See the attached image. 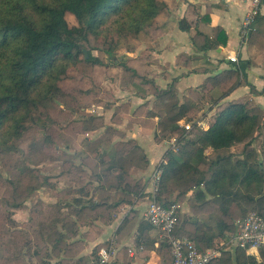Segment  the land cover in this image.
Masks as SVG:
<instances>
[{"label":"rangeland","instance_id":"1","mask_svg":"<svg viewBox=\"0 0 264 264\" xmlns=\"http://www.w3.org/2000/svg\"><path fill=\"white\" fill-rule=\"evenodd\" d=\"M66 17L70 26H79L72 13ZM123 17L109 22L101 35L90 34L81 41L84 51L97 60L85 61L80 54V61L61 76L60 91L37 95L20 115L22 132L16 134L11 125L0 132V264H89L96 240L105 233L104 221L115 215L110 206L115 192L100 193L104 184L99 174L111 162L100 161L101 157L112 154L114 141L134 132L135 125H144L142 134L152 143L167 138L156 136L154 120L148 116L154 102L153 87L140 77L146 76L148 65L154 63L148 58L152 47L156 48L153 40L158 21L134 35L132 18ZM251 42L260 46L264 38L252 37ZM131 51L135 52L132 58ZM179 96L180 102L197 105L188 122L208 113L204 89L182 87ZM253 146L263 157L264 136ZM243 148V144L222 152L208 148L200 168L208 177L209 164L218 154H238ZM103 182L109 184L115 178L111 175ZM136 185L141 189L144 181ZM203 187L194 186V180L171 185L172 193L167 195L176 198L180 211L177 233L193 232V225L183 224L185 218L215 227L220 218L231 223L236 220L237 229L245 213L259 211L252 203L234 202L225 214L218 198L207 196L209 201L204 202L195 198ZM183 189L187 193L177 197ZM101 200L106 202L101 205ZM96 202L100 205L93 206Z\"/></svg>","mask_w":264,"mask_h":264},{"label":"trees","instance_id":"2","mask_svg":"<svg viewBox=\"0 0 264 264\" xmlns=\"http://www.w3.org/2000/svg\"><path fill=\"white\" fill-rule=\"evenodd\" d=\"M167 10L166 0H0V132L10 125L16 129V134L22 132L23 119L20 115L25 114L40 93L48 95L52 91H60L58 82L61 76L80 61V54L83 53L85 61L97 60L90 51L86 56L81 45V41L87 40L90 34L101 35L109 22L128 15L134 24L131 32L137 35L142 29L152 26L157 17ZM68 12L77 18L79 26H70L66 17ZM263 20L264 14H258V26ZM179 26L184 31L191 28L186 18L179 20ZM260 29L258 27V31ZM200 48L207 47L202 45ZM249 64L250 60H242L235 70L213 76L212 80L207 79L201 85L207 94L208 89L215 90L211 94L210 110L216 109L209 117L207 127L200 128L195 123L189 131L180 121L192 120V110H196L197 105L194 102H180L177 78L167 88L160 89L147 76H140L136 69L128 66L153 87L151 94L154 102L148 116L158 117L156 136L170 138L176 135L178 150L168 148L161 160H166L161 164L163 173L158 193V201L163 205L177 203L176 198L171 200L167 195L172 193L171 185L179 186L194 180V186L204 185L195 193L199 201H209L207 196L218 198L225 214L229 213L231 203H252L254 208L259 209L257 213L264 216V156L260 158L253 146L259 137L264 136V107L250 95L223 101L243 83ZM254 90L251 84V92ZM204 116H208V113L205 112L201 118ZM237 144H243V152L218 154L209 164L207 177L200 168V164L207 159L205 150L211 148L215 152H222ZM262 151L264 155V146ZM193 159L197 161L196 164ZM110 160V164L99 174V180L101 185L104 184L100 193L115 191L111 207L123 202L132 203L131 197L146 194V184L136 189L141 178L134 182L127 179L131 169L135 173L145 170L149 164L147 154L136 139L116 141L112 154L105 153L100 159ZM193 174H199V177ZM111 175L115 182H103L105 177ZM186 193L187 190L183 189L177 197ZM98 205L94 203L93 206ZM248 214L245 213V216ZM179 220L178 210L175 234L188 236L200 250L222 247V243L237 231L236 220L231 223L220 218L215 227L200 219L185 218L183 224L193 225L194 230L190 235H183L177 233ZM105 244L107 242L95 246L96 251L89 264ZM260 254L264 256V246L260 248ZM210 264H264V260L235 245L225 249Z\"/></svg>","mask_w":264,"mask_h":264},{"label":"crops","instance_id":"3","mask_svg":"<svg viewBox=\"0 0 264 264\" xmlns=\"http://www.w3.org/2000/svg\"><path fill=\"white\" fill-rule=\"evenodd\" d=\"M166 1L167 12L160 14L156 19L158 29L153 40L156 48L152 47L151 56L147 54L148 61L154 60V63L148 65L146 76L160 89L167 88L169 83L177 78L180 97L182 87L201 91L202 87H197L207 79L210 80L213 76L221 75L230 69L235 70L242 60H250L251 64L245 70L246 78H243V83L223 101L250 95L264 107V44L258 46L251 42L252 37L264 38V20L258 26L256 18L250 33L245 38L242 36L243 20L252 0ZM260 13L264 14V0H261ZM182 18H186L191 24L189 31L180 28L179 20ZM258 27L261 28L259 31ZM202 45H206L207 48L201 49ZM228 53H237L239 62H231L227 58ZM128 54L132 58L135 52L131 51ZM251 84L254 85L255 92H251ZM214 91L213 88L208 89V116L200 118L206 122V127L209 125V117L216 109L210 110V98ZM151 118L156 127L158 117ZM183 122L185 121L181 120L180 124ZM143 129H146L143 124L135 125L134 132H128L124 138H117L114 143L121 139L134 138L144 149L149 164L145 170L135 173L131 169L128 181L134 182L141 178L146 184V194L134 198L130 196L132 203L123 202L112 207L115 215L104 221L103 224H107L105 233L103 232L104 234L96 240L95 245L113 239L114 257L120 264H172L170 246L161 237L159 230L149 225L144 213L150 202L152 170L169 148L166 140L176 135L164 139L161 143L153 139L152 143L143 136ZM97 197L100 198L99 195ZM253 254L264 260L260 250Z\"/></svg>","mask_w":264,"mask_h":264},{"label":"built area","instance_id":"4","mask_svg":"<svg viewBox=\"0 0 264 264\" xmlns=\"http://www.w3.org/2000/svg\"><path fill=\"white\" fill-rule=\"evenodd\" d=\"M260 6L261 0L251 1V6L242 24V36L244 38L252 30L260 13ZM227 58L231 62H239L237 53H228ZM195 123L201 128L206 127V122L203 119H197L195 122H183L182 125L189 131ZM166 143L169 144V148L177 150L176 137L167 139ZM162 162L165 163L166 160L157 163L151 173L150 202L144 217L153 227L159 230L161 237L170 246L173 256L172 264H210L213 260L219 258L225 249L232 246H241L250 253H254L264 246V216L257 212H250L240 220L237 231L230 236L227 242H223L220 248L212 247L200 250L194 240L188 236L176 235L175 227L178 222L179 204L165 206L158 201L163 173ZM92 264H120L114 257L113 239H110L107 244L98 249L97 256Z\"/></svg>","mask_w":264,"mask_h":264},{"label":"water","instance_id":"5","mask_svg":"<svg viewBox=\"0 0 264 264\" xmlns=\"http://www.w3.org/2000/svg\"><path fill=\"white\" fill-rule=\"evenodd\" d=\"M85 53H86V56H88V52H87V51H85Z\"/></svg>","mask_w":264,"mask_h":264}]
</instances>
